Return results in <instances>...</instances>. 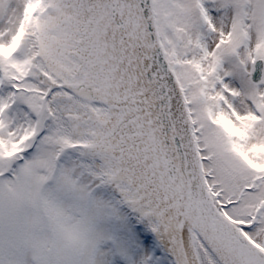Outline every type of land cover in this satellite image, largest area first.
<instances>
[{"label": "snow or ice", "instance_id": "snow-or-ice-1", "mask_svg": "<svg viewBox=\"0 0 264 264\" xmlns=\"http://www.w3.org/2000/svg\"><path fill=\"white\" fill-rule=\"evenodd\" d=\"M0 264H264V0H0Z\"/></svg>", "mask_w": 264, "mask_h": 264}]
</instances>
